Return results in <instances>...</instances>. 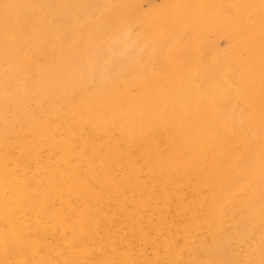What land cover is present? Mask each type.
<instances>
[{
  "label": "bare ground",
  "instance_id": "bare-ground-1",
  "mask_svg": "<svg viewBox=\"0 0 264 264\" xmlns=\"http://www.w3.org/2000/svg\"><path fill=\"white\" fill-rule=\"evenodd\" d=\"M262 125L264 0H0V264H264Z\"/></svg>",
  "mask_w": 264,
  "mask_h": 264
},
{
  "label": "rangeland",
  "instance_id": "rangeland-1",
  "mask_svg": "<svg viewBox=\"0 0 264 264\" xmlns=\"http://www.w3.org/2000/svg\"><path fill=\"white\" fill-rule=\"evenodd\" d=\"M161 4V0H139V6L142 10L146 11L149 7H159ZM143 6V7H142ZM211 35V34H210ZM209 38L211 40L212 35ZM222 42V43H220ZM220 47L222 48L224 46V43L222 40L219 41ZM223 44V45H222ZM119 111L121 114L128 116V126L127 129L129 130V133L134 135L136 130L141 127L142 121H143V115L145 114V110L139 113H127V110L124 108V106H120ZM195 125L197 129L201 131V135H198V141L202 147V151L204 156H206L207 160H209L210 163L216 164L215 167V173H218L222 169V165H225L226 159L232 157V152L229 150V148L225 147L224 144L220 143L219 141H216L212 139V137L209 135V126H208V118L206 116V111H201L196 114ZM263 128V125H262ZM264 130V128H263ZM158 159H160L159 155H156ZM256 163L255 167L258 169H262L264 167V156H257L256 157ZM153 167V165L151 166ZM238 174L240 172V168L236 169ZM262 175L264 174V170H259ZM261 180H263L264 183V177H260ZM249 179V178H248ZM112 180L114 183L117 182V179L112 176ZM264 192V191H263ZM264 198V195H262ZM259 208V218L257 220L260 222L256 226V233L253 237V240L249 244V250H252V246L259 240L264 239V201L263 203L258 206ZM246 215L250 217V211L249 209L246 210ZM60 218L62 224H67V220L65 218L64 211H60ZM81 220L84 228H88L90 223L94 220V215L92 214L91 209L88 210V212L84 211L81 214Z\"/></svg>",
  "mask_w": 264,
  "mask_h": 264
}]
</instances>
